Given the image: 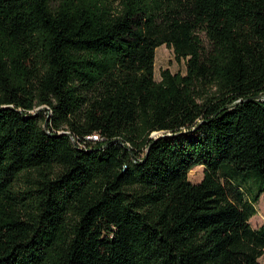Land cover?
Returning <instances> with one entry per match:
<instances>
[{"label":"trees","instance_id":"1","mask_svg":"<svg viewBox=\"0 0 264 264\" xmlns=\"http://www.w3.org/2000/svg\"><path fill=\"white\" fill-rule=\"evenodd\" d=\"M250 180L264 0H0V264H264Z\"/></svg>","mask_w":264,"mask_h":264},{"label":"rangeland","instance_id":"2","mask_svg":"<svg viewBox=\"0 0 264 264\" xmlns=\"http://www.w3.org/2000/svg\"><path fill=\"white\" fill-rule=\"evenodd\" d=\"M164 69H169L172 73H182L185 74L187 70L186 59L183 57H179L175 51V49L171 46L161 45L156 50L155 56V79H161V72ZM43 107L36 108V111L41 110ZM162 132H154L152 137H157L161 135ZM92 139H97L93 137ZM204 170L205 167L203 165H198L191 169L188 174L189 180L193 183H199L204 178ZM245 192L252 198V195L257 194L258 200L255 201L254 207L256 209V214L253 215L249 223L254 229L259 228L264 224V189L262 191H258L257 184L250 180L245 184ZM247 196V198L249 199ZM260 262L264 263V254L260 257Z\"/></svg>","mask_w":264,"mask_h":264},{"label":"built area","instance_id":"3","mask_svg":"<svg viewBox=\"0 0 264 264\" xmlns=\"http://www.w3.org/2000/svg\"><path fill=\"white\" fill-rule=\"evenodd\" d=\"M93 137H95V138H98V136H97V135H94ZM93 137H92V138H93Z\"/></svg>","mask_w":264,"mask_h":264}]
</instances>
